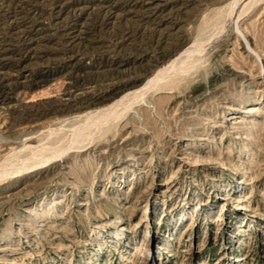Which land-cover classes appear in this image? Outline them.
Here are the masks:
<instances>
[{
  "label": "rangeland",
  "instance_id": "1",
  "mask_svg": "<svg viewBox=\"0 0 264 264\" xmlns=\"http://www.w3.org/2000/svg\"><path fill=\"white\" fill-rule=\"evenodd\" d=\"M27 1L0 0V264H264V0H154L160 30L214 46L167 72L111 130L94 123L79 141L83 114L131 86L63 113L111 86L77 88L78 68L126 60L119 35L154 28L137 15L152 3L116 17L127 8L114 0L107 19L102 0ZM57 1H68L59 15ZM230 4L248 11L231 26ZM86 23L69 45L71 26ZM28 52L40 56L18 66ZM35 76L42 84L26 85Z\"/></svg>",
  "mask_w": 264,
  "mask_h": 264
},
{
  "label": "bare ground",
  "instance_id": "2",
  "mask_svg": "<svg viewBox=\"0 0 264 264\" xmlns=\"http://www.w3.org/2000/svg\"><path fill=\"white\" fill-rule=\"evenodd\" d=\"M3 1H6V0H3ZM36 0H34L35 2ZM70 1V0H69ZM145 1V0H144ZM143 1V2H144ZM154 0H146L145 3H152ZM188 1V0H185V2ZM253 1V0H252ZM2 2V1H1ZM0 2V3H1ZM10 2V1H9ZM8 2V3H9ZM18 2V1H16ZM23 2V1H22ZM28 2V1H27ZM30 2V0H29ZM28 2V4H30ZM54 2V1H53ZM68 1H65V2H59L57 1L55 7L58 9L56 11V14L59 15L62 10L66 7ZM142 2V0H141ZM142 2V3H143ZM255 2V1H254ZM257 2V1H256ZM260 2V0H259ZM258 2V3H259ZM12 3V2H11ZM116 3V2H115ZM114 3V0H102V8H105V12H104V18H107V19H110L114 16H116V13H115V7H116V4ZM117 3H118V0H117ZM127 3V4H126ZM138 0H124V4H125V7L127 9L123 10L122 14H119L118 16L116 17H121V15H123L124 13H130L132 12V9L134 6H136L138 4ZM182 3V2H181ZM252 3V2H251ZM249 2V4H251ZM257 3V4H258ZM3 4V3H2ZM10 4V3H9ZM13 4V3H12ZM52 4V3H51ZM154 4V5H152ZM151 5H149L148 7H146V9L144 10H141L139 11V13H137V15L140 17L138 20L141 22V21H144V22H149V23H152L154 24V28H151L149 29V27H147L145 24V26L143 24H140L138 23L137 25L135 26H132V27H124L123 30L121 31L120 33V39L118 40V43H117V48H121V49H125V45H128V48L130 49V52H126L127 54V58L126 60L124 61H121V63H117L118 65L116 66H113V64H111L110 66L108 65H105L104 63L100 66H97L96 68L94 69H86L87 67L85 68H78V70H80L79 73L75 74L74 76V84L76 85V87L78 86H83L85 84H91V87H94L92 84L94 83H97L99 80L101 81L102 78H105V79H111V86L110 87H107L105 90H102V91H99L97 92L96 94H94L93 96H89L88 98H86L87 100L85 101H82V102H77L76 104H71L70 102H65V103H62L61 105L64 106V109L62 108L61 111H63V113H65L64 111H73V110H76V109H80L82 107H86L85 105H89V104H93L95 105V107L97 105H100L101 102H105V101H109L111 98H113L114 96H117L119 95L120 93H122L123 90H125L126 86L130 85L131 87H128L127 91H125V93H122L121 95H119L118 97H116V99H114L113 101H111L110 103L108 104H104V105H101V106H97L95 109H92L90 111H86L83 116L85 117V120L83 121L82 124H79V126L76 127V132L73 134V136H77L78 138V141L79 140H84L88 135H93L94 134V131L92 132H89V130H87V128L89 127V125H94V123L97 125V126H100V129H98L97 131H100L102 128H104L105 126L109 125L108 129L111 130V127L114 123L118 122L124 115H126L132 107L133 105L135 104H140V101L142 102V99L145 97V95L147 93H149L150 90L152 89H155V86L156 84H158L159 80L162 78V77H166V74L167 72L169 71H177L176 69L179 67L180 64H184V63H187L189 62V59H192V58H195L196 56H199L200 58L203 57L202 56V53L204 52L205 54L207 53V50L208 48H210L211 46H214L213 44L210 45V43L208 42L207 44L205 43H202L201 42V38H196L198 40H195L191 45H186L188 43V39L185 38V36H182V35H176L174 36L173 38H171L173 35L172 33H170V30L166 29L165 30H160L157 26L158 23H160L161 21H158V20H155L156 19V14L158 12L161 11V6H163V4L161 3H157L155 5V2L152 3ZM185 4V3H184ZM8 6V4H6ZM17 5V4H16ZM186 5V4H185ZM231 5V4H230ZM238 5V4H237ZM246 5V4H245ZM256 5V4H255ZM33 6V5H32ZM234 6L235 5H231L230 7V10H229V13H230V20L229 21V26L232 25V22L235 21V19H237V17H241V14L243 12H248V11H245L246 9H244L243 11L240 10V14L237 12V10L235 11L236 13V16L234 18H232L234 16ZM248 6V5H247ZM250 6V5H249ZM11 7V6H9ZM22 7V6H21ZM35 7V6H34ZM184 7V6H183ZM244 7V6H243ZM246 7V6H245ZM15 8V7H14ZM18 8V7H17ZM36 8V7H35ZM181 7H178V9H180ZM249 8V7H248ZM257 8V7H256ZM6 9V8H5ZM13 9V8H12ZM11 9V10H12ZM53 9V8H52ZM77 9V8H76ZM74 9L75 13H76V16L79 17L80 14L82 13V9L83 8H78L77 10ZM101 9V8H100ZM253 9V8H252ZM2 10V9H1ZM0 10V11H1ZM26 10V9H25ZM32 10H34L32 8ZM36 10V9H35ZM34 10V11H35ZM72 10V9H71ZM175 10V9H174ZM8 11V10H7ZM14 11V10H13ZM52 11V10H51ZM98 11V9H97ZM101 11V10H100ZM182 10H180L181 12ZM250 11V10H249ZM252 11V10H251ZM6 12V11H5ZM18 12V10H17ZM20 12V11H19ZM39 12V11H38ZM254 12V10H253ZM27 13V12H26ZM53 13V12H52ZM74 13V14H75ZM97 13V12H95ZM100 13V12H99ZM161 13V12H160ZM171 13V12H170ZM173 13H175L173 11ZM251 13V12H250ZM13 14V13H12ZM11 14V15H12ZM17 14V13H16ZM29 14V13H28ZM38 14V13H37ZM50 14V13H49ZM172 14V13H171ZM244 14V13H243ZM10 15V16H11ZM26 15V14H25ZM24 15V16H25ZM57 15H55L57 17ZM101 15V14H100ZM159 15V14H158ZM178 15V14H177ZM246 15V14H245ZM248 15V14H247ZM1 16V15H0ZM4 16V15H3ZM30 16V14H29ZM40 16V15H39ZM74 16V15H73ZM96 16V15H94ZM160 16V15H159ZM31 17V16H30ZM34 17V16H33ZM33 17H31L32 19H34ZM75 17V16H74ZM76 17V18H77ZM158 17V16H157ZM167 17V16H166ZM6 18V17H5ZM13 18V17H12ZM39 18V17H38ZM73 18V17H72ZM97 18V17H96ZM103 18V19H104ZM168 18V17H167ZM167 18H164V19H167ZM169 18H172L171 15H169ZM74 19V18H73ZM72 19V20H73ZM101 19V20H103ZM145 19L147 21H145ZM158 19V18H157ZM7 20V19H5ZM4 20V21H5ZM98 20V19H97ZM97 20L94 19V21L97 22ZM160 20H162V18H160ZM14 21V20H13ZM27 21V20H26ZM11 22V21H9ZM18 22V21H17ZM42 22V21H40ZM74 22V21H73ZM102 22V21H101ZM100 22V23H101ZM174 21H172L173 23ZM2 23V22H1ZM83 23V22H82ZM99 23V24H100ZM103 23V22H102ZM108 23L107 21L105 22V24ZM142 23V22H141ZM234 23V22H233ZM14 24V23H13ZM42 24V23H41ZM231 24V25H230ZM5 26H8L7 24H4ZM15 25V24H14ZM19 25V23H18ZM44 25V24H43ZM227 25V26H228ZM11 26V24L9 25ZM13 26V25H12ZM45 26V25H44ZM42 26V27H44ZM105 26V25H104ZM150 26V24L148 25ZM1 27V26H0ZM3 27V26H2ZM14 27V26H13ZM96 27V25H95ZM98 27V26H97ZM153 27V26H152ZM9 28V27H8ZM6 28V29H8ZM16 28V27H15ZM22 28V27H21ZM41 28V27H40ZM94 28V26H93ZM92 28V29H93ZM114 28V27H113ZM170 28V27H169ZM18 29V28H17ZM23 29V28H22ZM29 29V28H28ZM223 29V28H222ZM220 30L223 31L225 30V28L223 30ZM3 30V29H2ZM87 30H90V27L86 24H82L80 25L79 28H77V26L74 24L71 26V31L68 32V35H67V42L69 43V45H71V42L81 38V34L86 32ZM119 30V28H118ZM218 30V31H219ZM9 31V30H7ZM18 31V30H17ZM22 31V30H21ZM77 31V33H76ZM92 31V30H91ZM114 31V30H113ZM227 31V30H226ZM10 32V31H9ZM24 32V31H23ZM224 32V31H223ZM231 32V31H230ZM1 33V32H0ZM7 33V32H6ZM21 33V32H20ZM176 33V32H175ZM173 33V34H175ZM222 33V32H221ZM177 34V33H176ZM182 34V33H181ZM4 35V34H3ZM2 35V36H3ZM18 35V34H17ZM226 35V34H225ZM65 36V35H64ZM109 36V35H108ZM5 37V36H4ZM11 37V35H10ZM46 37V36H45ZM17 38V37H16ZM110 38V37H108ZM119 38V37H118ZM221 38V36L219 38H217L218 40ZM18 39V38H17ZM40 39H44V36H42ZM3 40V39H2ZM14 40V39H13ZM25 40V39H24ZM34 40V39H33ZM36 40V39H35ZM113 40V39H111ZM31 41H32V38H31ZM45 41V40H44ZM114 41V40H113ZM214 41H217V40H214ZM2 42V41H1ZM4 42V41H3ZM10 42V41H8ZM33 42V41H32ZM204 42V41H203ZM11 43V42H10ZM65 43V42H64ZM74 43V42H73ZM76 43V41H75ZM80 43V42H78ZM116 43V42H115ZM114 43V44H115ZM214 43V42H213ZM8 44V43H7ZM18 44V43H17ZM24 44V42H23ZM30 44V43H29ZM66 44V43H65ZM110 44V43H109ZM5 45V44H4ZM106 45V44H105ZM116 45V44H115ZM3 46V45H2ZM68 46V45H67ZM72 46V45H71ZM74 46V45H73ZM77 46V45H76ZM15 47V46H14ZM34 47V46H32ZM93 47V46H92ZM206 47V48H205ZM8 48V47H7ZM12 48V47H11ZM24 48V47H23ZM38 48V47H37ZM41 47H39V50ZM96 48V47H95ZM16 49V48H15ZM34 49V48H33ZM64 49V48H63ZM75 49V48H74ZM92 49V48H91ZM90 49V50H91ZM104 49V48H102ZM149 49L152 50V53H150ZM212 49V47H211ZM23 50V49H22ZM38 50V49H37ZM38 50V51H39ZM78 50V49H77ZM89 50V51H90ZM95 50V49H94ZM106 50V49H105ZM109 50V49H107ZM113 50V49H112ZM126 50H128L126 48ZM13 51V50H12ZM65 51V50H63ZM93 51V50H92ZM99 51H101L99 49ZM115 51V50H114ZM67 52H71V47H68L67 48ZM91 52V51H90ZM102 52L104 53V51L102 50ZM111 52V51H110ZM119 52V51H118ZM122 52V51H121ZM1 53V52H0ZM30 52H28L27 54H25V56H23V58L21 60H19L18 62H16L19 65H21L23 63V61H25V59H29L31 58L32 56H35L39 55L40 54H36V52H34L32 55L29 54ZM64 53V52H63ZM87 53V52H86ZM98 53V51L96 52ZM101 53V52H100ZM106 53V52H105ZM109 53V52H108ZM114 53V52H113ZM116 53V52H115ZM125 53V51H124ZM85 54V53H84ZM83 52H82V55H84ZM89 54V53H88ZM76 55V54H75ZM87 55V54H86ZM85 55V56H86ZM94 55V54H93ZM90 56V57H93ZM106 55V54H105ZM109 55H112L111 53ZM118 55V54H117ZM116 55V56H117ZM121 54H119L118 56H120ZM4 56V55H3ZM66 56V55H65ZM74 56V55H73ZM96 56V55H95ZM94 56V57H95ZM107 56V55H106ZM113 56V55H112ZM122 56V55H121ZM124 56V55H123ZM72 57V56H70ZM69 57V58H70ZM89 57V56H88ZM93 57V58H94ZM97 57V56H96ZM126 57V56H125ZM124 57V58H125ZM5 58V57H4ZM14 58V56L12 57ZM18 58V57H17ZM20 58V57H19ZM68 58V57H67ZM83 58V57H82ZM113 58V57H112ZM122 58V57H121ZM3 58H1L2 60ZM8 59V58H7ZM40 59V57H39ZM62 59V58H61ZM81 59V57H80ZM120 59V58H119ZM87 60V59H86ZM166 60V61H165ZM60 61V60H59ZM91 61V60H90ZM110 61V60H109ZM7 62V61H6ZM76 62V61H75ZM83 62V61H82ZM89 62V60H88ZM92 62V61H91ZM99 62V61H98ZM113 62V61H112ZM159 62H162V65L160 67H156L159 63ZM46 63V61H45ZM101 63V62H100ZM107 63V62H106ZM116 63V62H115ZM123 63H126V64H129L128 66H125L124 68H121L119 65L120 64H123ZM47 64V63H46ZM45 64V66H47ZM80 64V63H79ZM85 64V63H83ZM82 64V65H83ZM87 64V63H86ZM197 64V63H196ZM195 64V65H196ZM44 65V64H43ZM52 65V64H51ZM50 65V67H51ZM62 65V64H61ZM69 65V64H68ZM25 66V65H24ZM124 66V65H123ZM15 67V66H14ZM157 68L155 72L151 73L152 76L148 77L144 82L142 83H138L139 81V78L144 75V74H149L150 71L153 70V68ZM155 70V69H154ZM47 71V70H46ZM45 71V72H46ZM69 71V70H68ZM67 71V72H68ZM49 72V71H48ZM66 72V73H67ZM75 72V71H73ZM76 73V72H75ZM178 73V71H177ZM180 73H184L183 71H180ZM43 74V73H42ZM48 74V73H47ZM45 75V74H44ZM68 75V74H67ZM62 76V74H61ZM31 78V77H30ZM29 78V79H30ZM41 77H34L31 79V81L29 82H26L28 84L26 85H33V86H39V82H42L39 81ZM64 78V77H63ZM65 78H68L65 77ZM71 78V77H70ZM119 78H125L127 80L123 81L122 84H118V85H115V83L113 84V80L115 82V79H119ZM107 79V81H108ZM104 80V79H103ZM44 81V80H43ZM61 81V80H60ZM70 81V80H69ZM68 81V82H69ZM99 81V82H100ZM120 81V80H119ZM161 81V80H160ZM2 82V81H1ZM25 82V80H24ZM71 82V81H70ZM117 82V81H116ZM62 83V82H61ZM73 83V82H72ZM105 83V82H104ZM121 83V82H120ZM138 83V84H137ZM2 84V83H1ZM10 84V83H9ZM21 84H24V83H21ZM42 84V83H41ZM40 84V85H41ZM166 84V83H164ZM11 85V84H10ZM66 85V84H65ZM68 85V83H67ZM71 85V84H70ZM69 85V86H70ZM97 85V84H96ZM24 86V85H23ZM99 86V85H98ZM105 86V85H104ZM161 86V85H160ZM5 87V86H4ZM19 83L18 85L15 84L14 86H10L8 88L7 91H13L15 89H19ZM25 87V86H24ZM74 87V88H76ZM77 87V88H78ZM100 87V86H99ZM103 87V86H102ZM162 87V86H161ZM171 87V86H170ZM174 87V86H173ZM67 88V87H66ZM73 89V87H71ZM81 88V87H80ZM84 88V86L82 87ZM81 88V89H82ZM87 88V87H85ZM89 88V87H88ZM97 88V87H96ZM163 88V87H162ZM172 88V87H171ZM94 89V88H92ZM102 89V88H101ZM158 89V88H157ZM170 89V88H169ZM169 89L167 90V92H169ZM173 89V88H172ZM5 90V89H4ZM22 90V89H21ZM87 90V89H86ZM89 90V89H88ZM29 91V90H28ZM68 91V90H67ZM79 91V90H78ZM91 91V90H90ZM25 92V91H24ZM85 92V91H84ZM88 92V91H87ZM95 92V91H94ZM28 93V92H27ZM82 93V92H81ZM86 93V92H85ZM78 94V93H76ZM84 94V93H83ZM4 95V94H3ZM8 95V94H7ZM12 96L14 94H11ZM18 95V94H17ZM24 95V94H23ZM82 95V94H81ZM89 95V94H88ZM69 96V95H68ZM77 96H80L79 94ZM67 97V96H66ZM86 97V96H85ZM84 97V98H85ZM14 98V97H13ZM62 98V97H61ZM65 98V97H64ZM80 98V97H79ZM77 98V99H79ZM72 99V98H70ZM82 99V97H81ZM5 100V99H4ZM16 100V99H14ZM66 100V99H64ZM76 101V99H74ZM174 100V99H173ZM13 101V100H12ZM71 101V100H70ZM170 101V100H169ZM9 102V101H8ZM61 102V101H60ZM167 102V101H166ZM7 103V102H5ZM57 103V102H55ZM2 104V103H1ZM11 104V103H10ZM9 104V105H10ZM138 104V105H139ZM59 105V104H58ZM62 106V107H63ZM168 106V105H167ZM58 108H60L58 106ZM56 108V109H58ZM55 109V110H56ZM30 110V109H29ZM54 110V112H55ZM59 111V110H58ZM70 114V113H69ZM78 115V114H77ZM82 117V116H81ZM35 118V117H34ZM65 119V118H64ZM73 119V118H72ZM80 120V119H79ZM102 124V126H101ZM71 127V126H70ZM69 127V128H70ZM98 128V127H97ZM114 128V127H113ZM41 131V130H40ZM95 131V132H97ZM104 131V130H103ZM109 132V130H107ZM106 131V132H107ZM51 132V131H50ZM57 132V130H56ZM59 132V131H58ZM27 133V132H26ZM103 133V132H101ZM105 133V131H104ZM60 135V134H59ZM65 135V134H63ZM29 136V135H28ZM24 137V136H23ZM58 138V137H57ZM88 138V137H87ZM93 138V136L91 137ZM5 139V138H4ZM23 139V138H22ZM26 139V138H25ZM8 141V140H6ZM4 145V144H3ZM77 145V144H76ZM83 146V145H82ZM65 153V152H64Z\"/></svg>",
  "mask_w": 264,
  "mask_h": 264
}]
</instances>
